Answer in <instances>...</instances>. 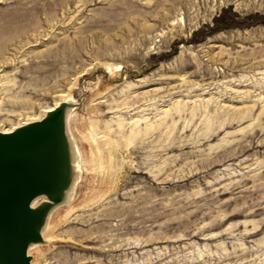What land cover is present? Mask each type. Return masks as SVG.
Listing matches in <instances>:
<instances>
[{
  "label": "rangeland",
  "instance_id": "1",
  "mask_svg": "<svg viewBox=\"0 0 264 264\" xmlns=\"http://www.w3.org/2000/svg\"><path fill=\"white\" fill-rule=\"evenodd\" d=\"M66 97L35 264H264V0H0V129Z\"/></svg>",
  "mask_w": 264,
  "mask_h": 264
},
{
  "label": "water",
  "instance_id": "2",
  "mask_svg": "<svg viewBox=\"0 0 264 264\" xmlns=\"http://www.w3.org/2000/svg\"><path fill=\"white\" fill-rule=\"evenodd\" d=\"M74 105L64 101L41 121L0 133V264H31L20 241L41 239L38 227L72 180L64 120ZM42 193L52 202L30 208Z\"/></svg>",
  "mask_w": 264,
  "mask_h": 264
},
{
  "label": "bare ground",
  "instance_id": "3",
  "mask_svg": "<svg viewBox=\"0 0 264 264\" xmlns=\"http://www.w3.org/2000/svg\"><path fill=\"white\" fill-rule=\"evenodd\" d=\"M18 43V42H17ZM37 69V68H36ZM40 70V69H39ZM67 100V97L66 98H64V101H66ZM61 103H63V101H56V103H55V105H53L52 107H50V108H48V109H45V110H43L42 112H40L37 116H33V117H30L29 119V121L27 122V123H31V122H34V121H41L42 119H44L45 117H46V115L48 114V113H50L51 111L53 112V111H55L56 109H58L59 107H60V105H61ZM70 112H71V109H67L66 110V113H65V120H64V124H65V129H66V136H67V138H66V141H68V147L70 148V167H71V169H72V180H71V182H70V184H68V186L64 189V191H63V196H62V198L59 200V201H57V202H52L50 199H49V197L46 195V194H44V193H42L41 195H38L37 197H35L31 202H30V204H29V207L30 208H37L40 204H42L43 202H47V201H51L52 203H53V205H54V211H56L61 205H63L64 203H66L67 201H71V199H72V201H71V204H70V208H69V210H74V209H76V207H78L80 204H79V202H77L76 200H75V189H76V187H77V181L76 180H74L75 179V172H78L79 170H81V168H80V156H79V153H78V151H77V149H76V142H74V138L72 137V139H70V137H71V135L69 134L70 132H69V126H70V119H71V114H70ZM76 114V113H75ZM25 125V124H24ZM21 126H23V124H21V125H19V126H15V127H13L12 129H10V130H7V129H0V133H10V132H13L15 129H17L18 127H21ZM89 134L91 133V131H87ZM92 135H93V133H92ZM93 137H94V135H93ZM92 138V137H91ZM96 139V138H95ZM92 140V139H91ZM95 141V140H94ZM93 141V142H94ZM97 142V141H96ZM98 143V142H97ZM95 144V143H94ZM98 145V144H97ZM95 147H96V145H95ZM99 147V146H98ZM109 147V146H108ZM104 148H106L105 146H104ZM110 149V148H109ZM101 151V150H100ZM94 155H95V153H94ZM97 156V155H96ZM95 157V156H94ZM95 159L97 160V159H99L100 160V158H98V157H95ZM107 161H105V162H101V161H99V162H97V164H96V166L97 167H100V166H102V168H103V163H106ZM108 167H110V169H111V175H114V173H115V170H114V160L112 159L111 161H110V165L108 166V163H107V165H106V167H104V168H108ZM98 169V168H97ZM99 170V169H98ZM97 170V171H98ZM101 170V169H100ZM104 170V169H103ZM102 170V171H103ZM106 171V170H105ZM80 172V171H79ZM112 177V176H111ZM111 181V188L112 189H114L115 187H116V185H117V182H118V179H115V178H112V179H110ZM110 189V188H109ZM103 195V194H102ZM76 201V202H75ZM80 203H82V202H80ZM91 203V202H90ZM94 205V204H93ZM62 209V208H61ZM53 211V212H54ZM53 212H52V214H53ZM67 212H69V211H67ZM52 214H51V216H50V221L48 222V224H47V226H46V228L44 229V237L49 241V240H51L52 238H55V236H54V234H55V228H57L56 226H54V225H51V218H52ZM73 214V213H72ZM70 218V217H69ZM67 220H68V218H67ZM58 229V228H57ZM20 243H21V247H22V249L25 251V249H24V246H23V241L21 240L20 241ZM40 245H34L31 249H30V251H29V254L30 255H32V251L34 252V250L33 249H35L36 248V250H37V248L39 247ZM35 250V251H36ZM51 250V249H50ZM45 252V251H44ZM48 252V251H47ZM26 253V252H25ZM27 255V254H26ZM28 256V255H27ZM33 256V255H32ZM43 259V258H42ZM30 262H31V264H35V261H34V257H33V259H30ZM41 264V263H40ZM68 264V263H67Z\"/></svg>",
  "mask_w": 264,
  "mask_h": 264
}]
</instances>
